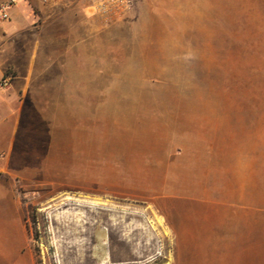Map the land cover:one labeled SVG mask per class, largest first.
Segmentation results:
<instances>
[{"label":"rangeland","instance_id":"374dc122","mask_svg":"<svg viewBox=\"0 0 264 264\" xmlns=\"http://www.w3.org/2000/svg\"><path fill=\"white\" fill-rule=\"evenodd\" d=\"M255 1L132 0L120 20L45 35V55L24 44L0 130L41 264H173L171 224L196 198L234 183L264 195Z\"/></svg>","mask_w":264,"mask_h":264},{"label":"crops","instance_id":"0c3cea01","mask_svg":"<svg viewBox=\"0 0 264 264\" xmlns=\"http://www.w3.org/2000/svg\"><path fill=\"white\" fill-rule=\"evenodd\" d=\"M29 10L36 20L31 26L25 21ZM92 21L87 0H51L47 4L23 0L20 7L13 8L10 20L0 25V77L8 68L21 67V51L32 37L45 55V35L60 38L69 35L72 28L78 32L80 26ZM17 36H21L23 46L13 48L9 42ZM6 136L0 130V264H34L15 177L9 171L6 155L13 146L12 140ZM244 191L246 188L236 183L228 184L223 195L198 197L197 205L189 212L176 216L171 224L173 264H264L263 189L255 184L249 194Z\"/></svg>","mask_w":264,"mask_h":264},{"label":"built area","instance_id":"2783aa9c","mask_svg":"<svg viewBox=\"0 0 264 264\" xmlns=\"http://www.w3.org/2000/svg\"><path fill=\"white\" fill-rule=\"evenodd\" d=\"M47 4L51 0H41ZM17 0H0V25L10 20L11 12ZM132 0H87V13L104 22H113L125 17L132 9ZM11 77H0V89L9 87Z\"/></svg>","mask_w":264,"mask_h":264},{"label":"trees","instance_id":"16d2710c","mask_svg":"<svg viewBox=\"0 0 264 264\" xmlns=\"http://www.w3.org/2000/svg\"><path fill=\"white\" fill-rule=\"evenodd\" d=\"M19 192V196L21 197V192L20 191H18ZM23 202V201H22ZM34 210H33V214H34ZM33 219H34V215H33ZM26 229L28 230V232H29V228H28V226H26ZM37 235H35V236H33L32 237V239H31V241H36L37 242ZM38 254H39V251H38V249H36V248H34L33 249V257H34V264H41L42 263V261L40 260V258H38Z\"/></svg>","mask_w":264,"mask_h":264}]
</instances>
